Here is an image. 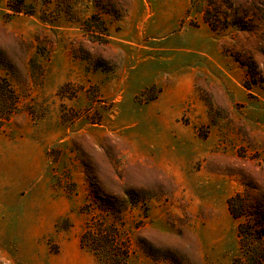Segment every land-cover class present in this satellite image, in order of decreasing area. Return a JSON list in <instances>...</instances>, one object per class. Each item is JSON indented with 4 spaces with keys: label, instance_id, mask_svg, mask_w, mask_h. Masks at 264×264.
Segmentation results:
<instances>
[{
    "label": "rangeland",
    "instance_id": "1",
    "mask_svg": "<svg viewBox=\"0 0 264 264\" xmlns=\"http://www.w3.org/2000/svg\"><path fill=\"white\" fill-rule=\"evenodd\" d=\"M263 213L264 0H0V264H264Z\"/></svg>",
    "mask_w": 264,
    "mask_h": 264
},
{
    "label": "trees",
    "instance_id": "2",
    "mask_svg": "<svg viewBox=\"0 0 264 264\" xmlns=\"http://www.w3.org/2000/svg\"><path fill=\"white\" fill-rule=\"evenodd\" d=\"M13 11L19 12V10L15 9V8L13 9ZM7 92L9 93L8 88H7ZM10 92H11V90H10ZM229 211L233 216L238 217L236 214L237 212H235V210L233 208L232 199L229 201ZM261 218L264 219V213H263ZM251 231L252 230H248L247 234L252 236ZM239 234L241 235L242 232L239 231ZM94 235H95V233L93 232V229L89 228V232H87L82 237V242H83V244L86 245V243H88L87 241H89V237H91V236L93 237L92 238L93 243L89 247L93 250V252H95V254L97 253V258H98L99 264H126L127 252H124V255L122 257L121 256L120 257L112 256L111 254L108 257L100 256V255L98 256V251H102L103 249H105L103 251L107 250L106 253H110L111 251H115L116 249H114L115 245H114L113 241L106 240L105 242H101L100 240L99 241L95 240V238H97V237Z\"/></svg>",
    "mask_w": 264,
    "mask_h": 264
}]
</instances>
